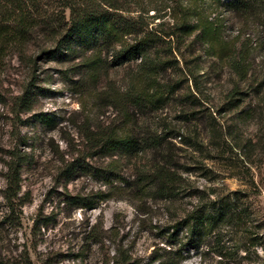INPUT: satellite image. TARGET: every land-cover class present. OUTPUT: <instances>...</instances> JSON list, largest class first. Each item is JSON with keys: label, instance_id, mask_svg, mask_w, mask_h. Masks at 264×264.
Wrapping results in <instances>:
<instances>
[{"label": "rangeland", "instance_id": "1", "mask_svg": "<svg viewBox=\"0 0 264 264\" xmlns=\"http://www.w3.org/2000/svg\"><path fill=\"white\" fill-rule=\"evenodd\" d=\"M165 2L144 0L139 7L122 0V13L140 17L138 30H168L173 17L171 8L161 9ZM213 8L205 3L202 10L210 18L218 14L221 36L238 48L249 44L246 79L192 36L178 44L166 38L152 48L162 64L158 78L170 91L158 109L137 117L148 132L163 135L164 150L181 175L169 199L139 197L133 189L122 191L124 182L104 180L100 170L119 158L95 153L87 137L123 119L111 95L125 88L134 62L84 66V52L75 43L34 64L13 47L5 49L0 264H157L174 256L179 264L264 261V30L226 8ZM34 47L29 42L27 54ZM231 90L238 92L229 96ZM150 159L151 154L122 158V176L132 180L136 166ZM8 176H17L14 196ZM218 204L241 216L210 228L184 223L195 208L215 213Z\"/></svg>", "mask_w": 264, "mask_h": 264}, {"label": "trees", "instance_id": "2", "mask_svg": "<svg viewBox=\"0 0 264 264\" xmlns=\"http://www.w3.org/2000/svg\"><path fill=\"white\" fill-rule=\"evenodd\" d=\"M121 1L0 0V57L7 47H13L21 58L34 64L39 58L60 55L63 49L71 48L75 43L74 49L84 52V66H122L134 62L135 72L129 75L125 88L111 95L112 103L119 105L123 119L117 125L90 131L87 137L96 147L95 153L119 158L109 161L108 166L100 170L104 180L111 182L115 178L124 182L125 187L121 190L133 189L139 197L149 195L169 199L178 192L181 175L173 166L171 155L164 150L163 135L148 132L137 117L138 113L158 109L170 91L169 84L158 78L162 64L153 56L152 48L166 38H172L178 44L183 37L192 36L203 44L208 54L228 65L239 79H246L248 43L238 48L236 41L225 40L220 34L218 14L210 18V14L203 13L202 9L205 3L213 9L226 8L242 16L245 24L251 20L264 30V0H166L161 9L171 8L172 26L168 30L148 31L138 30L139 16L134 18L122 13L125 8ZM132 1L139 7L144 2ZM38 37L42 41L39 42ZM29 42L35 47L33 53L27 54ZM237 92L231 90L229 96ZM128 107L134 112L127 110ZM143 154H151L152 159L147 164L137 165L134 178L127 180L120 170L122 158H137ZM157 156H161V162L154 160ZM94 173L99 174V171L94 170ZM15 179L7 177V187L15 185L13 196L19 189L17 176ZM234 216L241 215L238 211L228 213L218 204L215 213L198 207L183 220L188 225L205 224L210 228L218 221ZM181 223L179 220L172 224L171 229ZM157 264H179V259L169 257Z\"/></svg>", "mask_w": 264, "mask_h": 264}]
</instances>
